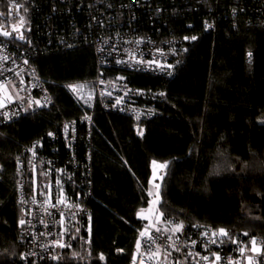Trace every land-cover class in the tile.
Returning a JSON list of instances; mask_svg holds the SVG:
<instances>
[{
    "label": "trees",
    "instance_id": "1",
    "mask_svg": "<svg viewBox=\"0 0 264 264\" xmlns=\"http://www.w3.org/2000/svg\"><path fill=\"white\" fill-rule=\"evenodd\" d=\"M163 5L164 33L187 49L170 76L99 68L94 50L81 39L71 48L34 40L29 58L54 104L0 127V264H132L139 230L147 226L137 213L149 204L153 161L168 165L158 205L163 216L151 228L171 230L182 221L224 227L237 243L224 240L234 245L252 236L264 240V3L205 0L192 8L173 6L174 14L170 1ZM204 21L215 22V30H205ZM193 35L198 39H183ZM99 72L151 91L153 117L140 122L98 105L89 145L80 124L79 160L89 148L93 159L90 242L74 241L60 260L21 259L17 157L34 141L61 160L67 157L61 140H51L48 132L58 133L63 121H80L85 111L66 86Z\"/></svg>",
    "mask_w": 264,
    "mask_h": 264
},
{
    "label": "built area",
    "instance_id": "2",
    "mask_svg": "<svg viewBox=\"0 0 264 264\" xmlns=\"http://www.w3.org/2000/svg\"><path fill=\"white\" fill-rule=\"evenodd\" d=\"M166 1L173 4L170 12L174 14L173 6L183 4L184 7L192 8L205 0H0L1 29L13 32L12 26L19 27L20 17H24L26 37L25 40L15 39V32L9 39L0 35V82L5 84L6 91L13 96L11 103L5 99L6 106L0 108V127L54 104L51 91L29 58V53L34 48V40L38 37L45 38L47 45L56 44L65 48H71L77 45L80 39L83 40L94 50L99 68L115 67L155 77L170 76L169 72L172 75L184 48L181 39L164 33L163 24L167 21L164 18L166 10L163 4ZM258 1L264 3V0ZM208 24L211 25L207 28L209 31L215 30V22ZM29 40L31 43H28ZM113 46L116 51L112 50ZM156 49H161L162 52H157ZM130 53L135 54V60L130 59ZM141 57L144 60L155 58L162 63L172 64L173 68L162 70L146 63H137ZM117 59H123L125 63L117 64ZM25 60L28 61L27 64L24 63ZM100 79L105 83L100 84ZM70 84L87 86L80 90L84 99L80 98V91L73 92L68 88L69 84L66 86L75 102L85 112L79 122L63 121L59 132L53 131L55 135L48 136L54 141L61 140L67 157L61 160L58 156L55 157L58 153L52 149L49 153L41 141H34L24 153L18 155L16 161L22 175L17 196L19 219L23 218L29 222L21 226L20 243L24 247V253H28L27 259L34 262L52 260L50 254H62L69 249L57 247L52 243L54 240L59 239L72 245L74 241L88 244L91 239L93 220L88 197L91 195L93 159L89 148L83 154L82 162L79 160L78 148L82 137L80 124L85 125L89 145L94 110L98 105L104 111L123 114L140 122L151 119L154 114L152 108L147 106L149 94L152 92L137 88L124 80L109 79L99 72L95 79ZM90 87L94 89L91 98L88 97ZM43 89H47V92ZM102 89L105 90L104 95H101ZM128 89L131 91H127ZM137 89L142 91L138 93ZM107 92H111V95H107ZM160 93L155 92L156 95ZM0 95L3 93L0 92ZM118 97H123L119 104L116 103ZM152 98L155 99L154 96ZM33 99H39L41 106L34 102L30 104L29 101ZM5 113L11 118H5ZM85 117H91V120ZM66 124L67 133L64 128ZM29 149H33L36 154L33 155V151ZM58 169L62 171H57ZM57 180L60 181L59 184L56 183ZM48 193L51 194L50 198ZM61 194L63 204L57 203ZM45 200L48 203H42ZM41 220L44 223H41ZM160 230L157 232L156 228L149 229L155 243L147 237L138 236L142 246L139 253L137 249L133 251L132 264L134 255L137 257L135 264H140L141 260L144 264H176V260H180L182 264H209V261L215 259L211 252L220 253L222 260L218 264H229V257L234 259V264H248L245 258L247 255H253L257 264H264V254L250 252V241L242 245L230 244L226 240L223 243H208L209 251H206L204 244L215 230L211 225L188 227L184 224L182 232ZM203 232H207L208 236H201ZM169 236L172 240L168 239ZM191 240H196L197 244L192 245ZM257 240L258 243L264 241L262 238ZM173 244L179 246V252L175 251ZM157 245L160 246L159 249ZM240 247L246 249L244 255L239 252ZM149 250L153 253L159 251V256H150ZM189 252L192 255L188 256ZM197 252L201 255L196 256ZM204 255L209 256V261L201 259Z\"/></svg>",
    "mask_w": 264,
    "mask_h": 264
},
{
    "label": "snow or ice",
    "instance_id": "3",
    "mask_svg": "<svg viewBox=\"0 0 264 264\" xmlns=\"http://www.w3.org/2000/svg\"><path fill=\"white\" fill-rule=\"evenodd\" d=\"M25 11H27V9H25ZM20 21H21V24L19 27H17L16 25H13L12 28H13V32L16 33V36H15V39H18V40H25L26 37L24 35V17H20ZM204 24H205V30H207L208 27H211V25L208 24L207 21H204ZM189 27H191V25H189ZM28 31H30V29H27ZM13 32H9V31H4L2 29H0V35H3L5 37H9V36H12L13 35ZM184 40H192V41H195L198 39L197 36L193 35V36H184L183 37ZM140 41H137V43H139ZM28 43H31V41L29 40ZM102 51V49H100ZM113 51H116V48L115 46H113ZM157 52H162L161 49H156ZM184 51H187V49H184ZM130 59L132 60H135V54L134 53H130ZM249 59H251L253 57V52L252 51H249L247 53ZM7 59V58H5ZM137 63H140V64H148L150 67L151 66H155V67H158L160 69H171L173 68V65L172 64H165V63H162L161 61L159 60H156L155 58L151 59V60H144L143 57L140 58V60L136 61ZM25 64L28 63L27 60L24 61ZM116 63L117 64H121V63H125V61L123 59H117L116 60ZM179 63V61L177 62ZM11 71V70H9ZM169 75H171V72L168 73ZM102 75V73H101ZM118 80H123L125 79L123 76H119L117 77ZM23 83V81H21V84ZM99 83L100 84H104L105 81L100 79L99 80ZM87 86L84 85V84H69L68 85V88H70L73 92H78L82 89H85ZM44 92H47V89H43ZM93 91L94 89L93 88H88V97L91 98L92 97V94H93ZM127 91H131V89H128ZM138 93L141 92L142 90L140 89H137L136 90ZM0 92H3V95H0V108H4L6 105H5V99L7 100L8 103H11L12 99H13V96L11 94H9L6 90H5V84L3 82H0ZM105 94V90L102 89L101 90V95H104ZM127 94V93H126ZM107 95H111V92H107ZM161 96L164 95V93H160ZM80 98L81 99H84V94L82 91H80ZM45 100L47 101V97H45ZM123 100V97H118L117 100H116V103L119 104L121 103V101ZM35 103L37 106H41V101L39 99H33V100H30L29 103ZM87 103V100L85 101ZM115 106V105H113ZM5 118H8L10 119L11 117L8 115V113H5ZM86 119H88L89 121L91 120V117H85ZM261 123H264V120H261ZM64 128H65V133H67V128H68V125H64ZM140 135H143L142 132L139 133ZM55 134L53 132H48V136L52 137L54 136ZM29 151H33V155H35V151L33 149H29ZM153 180L159 178V179H163L162 176L160 177H157V169H166L167 168V165H168V162L167 161H164L162 163H157L156 161H153ZM57 171H62V170H57ZM57 184L60 183L59 180L56 181ZM156 188H157V192L155 193V196H156V199L154 201H152L151 203H154V204H159L160 203V193H159V188H160V185L159 184H156L155 185ZM50 193H48V196L50 198ZM153 195L151 192H149V196ZM42 203L46 204L48 203L47 200L43 201ZM57 203H60V204H63L64 203V199H63V196L61 194V198H59L57 200ZM76 207H80V205H75ZM52 207H55V205H52ZM45 211H47V209H45ZM143 210H141L140 212L137 213V216L141 219H149L150 217L148 216H144L143 214ZM163 216V213H160L159 215H156L155 216V220L157 222L160 221L161 217ZM91 220V217H89V221ZM26 223H29L28 221H26L25 219L21 218L18 220V224L20 226H24ZM41 223H44L43 220H41ZM61 223H63V213H61ZM45 227H47V225H45ZM151 227H155V224H150L148 226H146L144 229L142 230H139V235L141 238H144V237H147L152 243H155V241L153 240L152 236H151V233L149 231V229ZM183 228H184V224L183 222H179V223H173L172 225V231L173 232H182L183 231ZM77 232L79 231V229L76 230ZM89 231H91V228H89ZM156 231L157 232H160L161 230L159 228H156ZM165 231H167V229H165ZM50 234V233H49ZM201 236H208V233L207 232H203L200 234ZM244 235H248L247 232L244 233ZM73 239H75V237H72ZM224 238H228L229 240H231L232 243H237V241L235 240L234 237H231L230 236V233L229 231L224 228V227H220L218 229H215L212 231L211 233V237L209 238L208 241L205 242L204 244V248L206 251H209L208 249V243H211V244H217V243H223L224 242ZM169 240H172V237L169 236L168 237ZM177 239H179V237H177ZM52 243L54 245H56L57 247L59 248H71L72 245L70 244H67L65 242H63L62 240H54L52 241ZM250 243H251V248H250V252L251 253H254V254H257V255H261V254H264V241H261L258 243V240H257V237L256 236H252L251 237V240H250ZM191 244L192 245H196L197 244V241L196 240H191ZM41 247H44V245H40ZM142 244H141V239H137L136 240V249H137V253H139V250L141 248ZM159 245H157V249H159ZM172 247L175 249V251L179 252L180 251V248L179 246H177L176 244H173ZM124 250L122 248L120 249H117V252H123ZM246 249L244 247H240L239 248V252L241 253V255H244ZM150 256H156L158 257L159 256V251L153 253L151 250H149V253H148ZM21 259H27V256H28V253H20L19 254ZM31 255H36L35 253H31ZM80 254L78 252H73L72 253V256L73 257H76V256H79ZM170 255V253H169ZM188 256L192 255L191 252H189L187 254ZM201 254L199 252L196 253V256H200ZM211 255L215 258L214 260L212 261H209V256L208 255H204L201 257L202 260L204 261H209V264H218V262H220L222 260V257L220 255L219 252H211ZM51 259L52 260H60L61 259V256L60 254H57V255H51ZM136 256L134 255L133 256V264H135V261H136ZM247 259V262L248 264H257L256 260L254 259V256L253 255H247L245 257ZM99 259L101 261L105 260V256L103 253H100L99 254ZM185 260L187 259V256H185L184 258ZM228 262L229 264H234V259L232 257H229L228 258ZM140 264H144V261L141 260ZM176 264H182V262L180 260H176Z\"/></svg>",
    "mask_w": 264,
    "mask_h": 264
},
{
    "label": "rangeland",
    "instance_id": "4",
    "mask_svg": "<svg viewBox=\"0 0 264 264\" xmlns=\"http://www.w3.org/2000/svg\"><path fill=\"white\" fill-rule=\"evenodd\" d=\"M157 163L159 164V162H157ZM164 175H165V169H157V177H160V176L163 177ZM161 182H162V180L159 178L153 180V163H152V175H151L150 182H149L148 193L151 192L153 195L149 196L150 200H149L148 206L146 208L141 209V210H143L142 214L144 216L150 217L149 219H142L146 222L147 226L150 224H155V226H156L159 224V222H161V219H162V217H161L159 222H157L155 220V216L160 214V212L158 210L159 204L157 205V204L151 203L152 201H154L156 199L155 193L157 192V188L155 185L159 184L160 188H161ZM160 188H159V193H160Z\"/></svg>",
    "mask_w": 264,
    "mask_h": 264
},
{
    "label": "water",
    "instance_id": "5",
    "mask_svg": "<svg viewBox=\"0 0 264 264\" xmlns=\"http://www.w3.org/2000/svg\"><path fill=\"white\" fill-rule=\"evenodd\" d=\"M0 29H1V27H0ZM1 36H3V35H1ZM3 37L6 38V39H9L10 36H9V37H5V36H3Z\"/></svg>",
    "mask_w": 264,
    "mask_h": 264
}]
</instances>
